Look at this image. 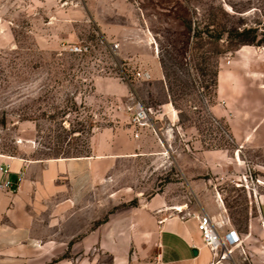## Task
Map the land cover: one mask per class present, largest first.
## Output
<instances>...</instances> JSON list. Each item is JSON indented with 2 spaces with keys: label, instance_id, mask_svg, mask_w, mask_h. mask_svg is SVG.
Masks as SVG:
<instances>
[{
  "label": "rangeland",
  "instance_id": "1",
  "mask_svg": "<svg viewBox=\"0 0 264 264\" xmlns=\"http://www.w3.org/2000/svg\"><path fill=\"white\" fill-rule=\"evenodd\" d=\"M242 29L252 32L242 38ZM242 59L229 98L234 117L215 120L217 74ZM101 78L134 95L96 92ZM165 100L182 130L167 134L160 154L116 163L109 184L87 197L73 240L115 208L162 191L173 208L245 230L264 193V0H0V155L82 156L90 135L130 120L134 104L153 119ZM147 130L162 139L155 126ZM211 150L224 151L222 165H212ZM70 253L69 244L60 259L75 261Z\"/></svg>",
  "mask_w": 264,
  "mask_h": 264
},
{
  "label": "crops",
  "instance_id": "2",
  "mask_svg": "<svg viewBox=\"0 0 264 264\" xmlns=\"http://www.w3.org/2000/svg\"><path fill=\"white\" fill-rule=\"evenodd\" d=\"M243 52L249 53L239 54ZM247 64L245 59L233 61L230 68L217 74L218 105L209 107L215 120L232 121L229 98L237 91L235 74ZM94 87L104 96L134 95L129 85L114 84L110 79H97ZM152 120L162 136L160 140L156 137L157 141L147 129L136 130L127 119L91 134L82 156L31 159L0 155V167L9 170L7 176L0 173V184L9 180L15 186L14 190L0 188V264H51L53 260H57L55 264H212L196 221H181L174 211L178 207L173 208L165 191L136 205L115 208L92 230L73 240L79 234V213L87 197L97 187L109 184L116 163L160 154L168 145L167 134L182 130L178 112L169 100L159 105ZM162 121L166 130L161 128ZM205 154L214 167L223 164L224 151ZM181 207L186 210V205ZM218 208L221 210V205ZM66 229H71L70 234H65ZM236 232L241 245L233 250L230 261L219 264H264V193L257 197L255 214L247 220L245 230ZM69 244L70 254L77 258L65 263L60 258ZM101 256L108 262H100Z\"/></svg>",
  "mask_w": 264,
  "mask_h": 264
},
{
  "label": "built area",
  "instance_id": "3",
  "mask_svg": "<svg viewBox=\"0 0 264 264\" xmlns=\"http://www.w3.org/2000/svg\"><path fill=\"white\" fill-rule=\"evenodd\" d=\"M69 51L73 54H83L84 48L79 46L69 47ZM111 52L117 51V46L110 47ZM136 76L142 80L149 78L148 73H137ZM130 123L136 129H152L154 130L153 120L150 109L144 107L137 102L130 108ZM133 137L138 138L135 132ZM0 173L7 176L9 170L7 167H0ZM1 189L14 190L15 186L9 180H5L0 184ZM177 216L181 221L194 219L196 228L200 234L203 246L208 249L212 255V264L230 261L233 250L242 243L240 235L232 228L227 227V223L223 219L214 220L209 214L202 212L201 214L188 213L186 210H176Z\"/></svg>",
  "mask_w": 264,
  "mask_h": 264
},
{
  "label": "trees",
  "instance_id": "4",
  "mask_svg": "<svg viewBox=\"0 0 264 264\" xmlns=\"http://www.w3.org/2000/svg\"><path fill=\"white\" fill-rule=\"evenodd\" d=\"M251 32H252V29H242L240 35H241L242 38H244L246 35H249ZM254 41H255V38L254 37H252L250 39H247V38L246 39H241L240 42H242V43H240V44L242 46H244V45H251V44L254 43Z\"/></svg>",
  "mask_w": 264,
  "mask_h": 264
},
{
  "label": "bare ground",
  "instance_id": "5",
  "mask_svg": "<svg viewBox=\"0 0 264 264\" xmlns=\"http://www.w3.org/2000/svg\"><path fill=\"white\" fill-rule=\"evenodd\" d=\"M175 209L182 211L183 210V207H178V208H175Z\"/></svg>",
  "mask_w": 264,
  "mask_h": 264
},
{
  "label": "water",
  "instance_id": "6",
  "mask_svg": "<svg viewBox=\"0 0 264 264\" xmlns=\"http://www.w3.org/2000/svg\"><path fill=\"white\" fill-rule=\"evenodd\" d=\"M196 253V251L195 250H193V254H195Z\"/></svg>",
  "mask_w": 264,
  "mask_h": 264
}]
</instances>
